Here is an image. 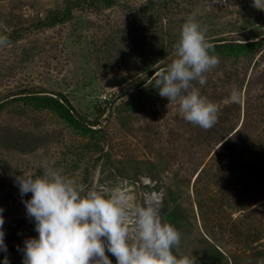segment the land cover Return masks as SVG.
I'll use <instances>...</instances> for the list:
<instances>
[{"label": "rangeland", "instance_id": "374dc122", "mask_svg": "<svg viewBox=\"0 0 264 264\" xmlns=\"http://www.w3.org/2000/svg\"><path fill=\"white\" fill-rule=\"evenodd\" d=\"M192 13L213 44L261 41L236 56L214 51L220 64L195 85L220 107L209 130L154 87ZM0 36L10 42L0 47V264H23L24 241L38 235L15 177L42 175V163L134 203L162 200L163 221L199 264L264 261V10L252 0H0ZM57 94L100 132L30 99Z\"/></svg>", "mask_w": 264, "mask_h": 264}, {"label": "clouds", "instance_id": "9594fccd", "mask_svg": "<svg viewBox=\"0 0 264 264\" xmlns=\"http://www.w3.org/2000/svg\"><path fill=\"white\" fill-rule=\"evenodd\" d=\"M252 6L264 10V0H252ZM207 32L197 14H190L174 46L176 58L155 73L154 85L169 104L178 105L185 121L204 130L215 126L220 112L195 86L206 85V74L220 64ZM9 43L7 36H0V47ZM230 101L241 102L238 89H232ZM41 167L43 174L35 178L25 173L15 177L26 215L38 233L24 241L23 264H112L106 250L117 264H199L193 252H181V232L163 221L162 200L149 197L143 204L134 203L126 191L88 188L55 166ZM28 193L31 198L23 200ZM3 211L0 251L6 253ZM3 264H9L7 256Z\"/></svg>", "mask_w": 264, "mask_h": 264}, {"label": "trees", "instance_id": "16d2710c", "mask_svg": "<svg viewBox=\"0 0 264 264\" xmlns=\"http://www.w3.org/2000/svg\"><path fill=\"white\" fill-rule=\"evenodd\" d=\"M260 40L254 42H224L221 44H214L215 52L223 53L227 56H236L241 53L252 52L258 47H260ZM31 97V96H28ZM40 98H30L38 100L39 104L49 107L51 110L55 111L63 120L67 122L68 125L76 130H79L83 134H96L100 132L97 128H92L96 122H91V125H84L80 122V116L72 106V104L67 100L63 94H57L56 97L53 96H39ZM83 121V120H82Z\"/></svg>", "mask_w": 264, "mask_h": 264}, {"label": "built area", "instance_id": "2783aa9c", "mask_svg": "<svg viewBox=\"0 0 264 264\" xmlns=\"http://www.w3.org/2000/svg\"><path fill=\"white\" fill-rule=\"evenodd\" d=\"M106 99H107L106 95H102V100L106 101Z\"/></svg>", "mask_w": 264, "mask_h": 264}]
</instances>
